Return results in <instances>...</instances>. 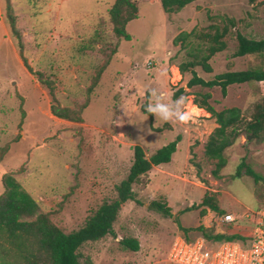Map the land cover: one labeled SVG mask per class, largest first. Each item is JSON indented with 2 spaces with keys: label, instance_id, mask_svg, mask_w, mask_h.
Returning <instances> with one entry per match:
<instances>
[{
  "label": "rangeland",
  "instance_id": "374dc122",
  "mask_svg": "<svg viewBox=\"0 0 264 264\" xmlns=\"http://www.w3.org/2000/svg\"><path fill=\"white\" fill-rule=\"evenodd\" d=\"M137 1L139 18L128 24V40L119 39L109 21L115 0H0V152L6 149L0 195L3 177L15 175L69 233L116 197L136 144L150 157L181 136L172 161L155 166L135 184L137 200L124 204L115 235L83 247L95 264H171L168 253L175 238L202 236L194 230L200 224L248 237L246 225L252 223L243 218L264 204V178L257 184L246 174L235 177L244 159L264 177V142L242 136L225 151L228 163L216 178L217 160L206 155L205 145L218 124L194 102L195 94L209 92L218 111L237 106L249 117L264 97V82L231 85L227 96L218 86L189 88L192 69L183 73L179 66L206 43L195 35L176 40L193 30L207 32L211 24L223 27L227 19H234L246 36L262 39L264 6L250 0H195L168 13L161 0ZM10 8L21 39L13 34ZM235 30L226 36V50L210 60L211 72L195 67L199 76L212 80L228 70L264 67V58L234 56ZM153 88L173 100L186 97L183 107L193 119L163 122L153 114L154 126L162 129L154 131L144 112ZM182 88L186 92L176 96ZM53 106L59 112L66 109L70 118L56 116ZM205 194L216 195L222 214L211 210L204 217L207 208L200 204ZM153 201L169 204L173 215L151 207ZM228 213L240 220L223 222ZM125 237L137 239L140 250L123 246Z\"/></svg>",
  "mask_w": 264,
  "mask_h": 264
},
{
  "label": "trees",
  "instance_id": "16d2710c",
  "mask_svg": "<svg viewBox=\"0 0 264 264\" xmlns=\"http://www.w3.org/2000/svg\"><path fill=\"white\" fill-rule=\"evenodd\" d=\"M161 1L166 12L174 13L179 12L195 0ZM250 2L264 6V0H250ZM9 17L13 34L21 39L12 10ZM137 18H139L137 0H115L109 9V21L113 32L119 39H131L127 26ZM227 21V24L223 27L216 23L211 24L207 32L197 34L193 30L190 33H182L176 39L184 42L195 35L196 39L203 40L206 43L205 48L198 47L196 50H192L189 54L192 59L179 66L183 73L192 69L193 76L187 84L189 88L218 86L221 88L222 94L227 96L231 85L264 82V67L228 70L216 75L212 80L202 78L194 70L197 66H202L207 72L213 70L209 62L216 54L226 50L228 46L226 36L231 29H236L238 39V48L234 53L235 57L256 56L264 58V38L248 37L237 29V22L234 19H227ZM98 37L101 38L100 32H97ZM116 50L113 49V52H116ZM25 63L27 65L26 61ZM101 73L102 71L95 77V81L90 88L91 92L98 86ZM185 92L186 89L182 88L176 93V96ZM50 93L55 99L54 91L51 88ZM211 99L212 94L209 92L197 93L194 102L199 108H203L210 113L218 124L206 142L205 152L210 159L217 160L214 175L216 178H220L221 170L228 163L225 151L236 144L242 136H246L248 140L264 142V97L255 104L249 117H246L242 109L237 106L218 111L210 103ZM87 106L88 103L84 105V108ZM53 112L58 117L70 118L66 109L59 112L55 111L54 108ZM148 115L150 116L151 128L154 131H161V128L154 126L153 114ZM78 120H81V118L79 117ZM180 141L181 136H178L150 157L147 156L143 146L136 144L133 147V164L127 177L116 186V197L104 201L98 210L89 217L83 227L69 233L55 223L51 212L42 210L39 202L24 188L15 175H5L3 177L5 191L0 195V264H95L93 258L82 251L83 247L87 243L97 242L109 235H115V225L124 204L137 200V194L134 190L135 184L155 166L170 163L173 154L178 150ZM5 150L3 149L0 152V161L3 160ZM243 174L252 177L257 184L264 178L246 159L239 165L235 177H241ZM200 206L216 213L222 214L224 211L219 205L216 195L205 194ZM151 207L167 216L173 215L172 208L167 203L153 201ZM206 210H204L203 215L207 214ZM190 230L185 229L184 231L189 232ZM194 230L200 232L203 237L210 241L221 242L247 238L246 235L237 232L230 234L217 232L214 226L200 225L195 227ZM121 244L133 251L140 250V242L131 237H125Z\"/></svg>",
  "mask_w": 264,
  "mask_h": 264
},
{
  "label": "built area",
  "instance_id": "2783aa9c",
  "mask_svg": "<svg viewBox=\"0 0 264 264\" xmlns=\"http://www.w3.org/2000/svg\"><path fill=\"white\" fill-rule=\"evenodd\" d=\"M243 219L252 223L250 234L246 239L218 242L210 241L203 236L188 239L179 235L168 253L169 262L171 264H264V204L256 210L248 211ZM239 220L240 217L234 213H228L223 217V222L226 223Z\"/></svg>",
  "mask_w": 264,
  "mask_h": 264
},
{
  "label": "clouds",
  "instance_id": "9594fccd",
  "mask_svg": "<svg viewBox=\"0 0 264 264\" xmlns=\"http://www.w3.org/2000/svg\"><path fill=\"white\" fill-rule=\"evenodd\" d=\"M147 100L148 102L144 106L145 112L154 114L156 119L159 118L163 122L176 120L181 123H188L193 119L192 114L184 110L183 106L187 102L184 96L173 100L163 92L153 88L149 90Z\"/></svg>",
  "mask_w": 264,
  "mask_h": 264
},
{
  "label": "crops",
  "instance_id": "0c3cea01",
  "mask_svg": "<svg viewBox=\"0 0 264 264\" xmlns=\"http://www.w3.org/2000/svg\"><path fill=\"white\" fill-rule=\"evenodd\" d=\"M5 26H6V24H5ZM6 30H7V32L9 33V28H8V26H6ZM199 108V107H198ZM200 110H202L203 111V116H205V115H210V113H208L205 109H203V108H199ZM191 205H192V203H191ZM212 211L211 210H207V214L206 215H204V217H209V215H210V213H211ZM231 212V211H230ZM213 213H216V212H213ZM217 214V213H216ZM200 225H202V224H200ZM199 225V226H200ZM205 226H207V227H210L211 225L210 224H204ZM247 226V229L249 230V232H250V228H251V226H252V224L249 226V225H246ZM216 230H217V232H223L222 230H220L219 228H218V226L216 227ZM186 232V231H185ZM188 238V237H187ZM197 238V237H196ZM191 239V238H190ZM192 239H194V238H192Z\"/></svg>",
  "mask_w": 264,
  "mask_h": 264
}]
</instances>
